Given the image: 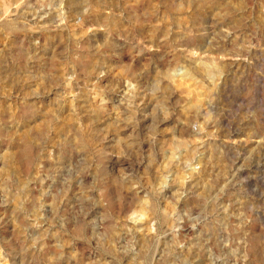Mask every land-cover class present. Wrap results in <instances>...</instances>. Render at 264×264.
Here are the masks:
<instances>
[{
  "label": "rangeland",
  "instance_id": "374dc122",
  "mask_svg": "<svg viewBox=\"0 0 264 264\" xmlns=\"http://www.w3.org/2000/svg\"><path fill=\"white\" fill-rule=\"evenodd\" d=\"M0 264H264V0H0Z\"/></svg>",
  "mask_w": 264,
  "mask_h": 264
}]
</instances>
